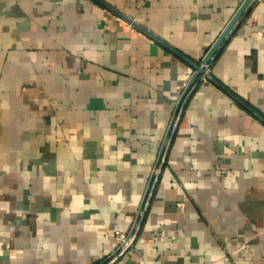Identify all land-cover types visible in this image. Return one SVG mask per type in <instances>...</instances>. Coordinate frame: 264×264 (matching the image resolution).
Returning a JSON list of instances; mask_svg holds the SVG:
<instances>
[{"label":"crops","instance_id":"1","mask_svg":"<svg viewBox=\"0 0 264 264\" xmlns=\"http://www.w3.org/2000/svg\"><path fill=\"white\" fill-rule=\"evenodd\" d=\"M243 1L0 0V264H264V0L187 73Z\"/></svg>","mask_w":264,"mask_h":264},{"label":"water","instance_id":"2","mask_svg":"<svg viewBox=\"0 0 264 264\" xmlns=\"http://www.w3.org/2000/svg\"><path fill=\"white\" fill-rule=\"evenodd\" d=\"M253 2H254V0H244L243 1V3L240 5L238 10L235 12L233 17L231 18V20L227 23V25L225 26L223 31L220 33V35L218 36L216 41L210 47L208 52L204 55L203 60H202L203 62H207V61H210V60L214 59V56L218 53L220 48L225 44L226 40L231 36V34L235 31V29L239 25V23L245 17L249 7L252 5ZM197 70L201 71L199 67H198ZM167 147H168V143H167L165 149H167ZM165 153L166 152L163 153L162 160H163V158L165 156ZM160 167H161V165H159L158 168H160ZM153 184H154V182H153ZM152 188H153V185H152L150 191L149 192L147 191L146 196L144 198V200L146 201V202L145 201L143 202V204L145 203L144 204V210H145L146 205L148 204V200L150 198V194H151ZM142 217H143V215H141V217L139 219L138 227L141 224Z\"/></svg>","mask_w":264,"mask_h":264},{"label":"built area","instance_id":"3","mask_svg":"<svg viewBox=\"0 0 264 264\" xmlns=\"http://www.w3.org/2000/svg\"><path fill=\"white\" fill-rule=\"evenodd\" d=\"M203 58L200 60V63H199V68L201 71H198L196 69H193L191 67H188L187 68V73L191 76H198V80L199 81H202V82H205L207 81L208 79V76H209V71H210V61H207V62H203L202 61ZM185 92H182L181 93V98H183V96L185 95L184 94ZM142 213V209L139 210L138 212V215L136 217V221L134 222L133 224V227L130 231H127L125 233H122V232H116L114 233L113 237L114 239L116 240L117 242V245H116V252L118 251H123L124 249H126L128 246L131 245L132 243V240H133V230L136 228V225H137V222H138V219L140 217Z\"/></svg>","mask_w":264,"mask_h":264}]
</instances>
